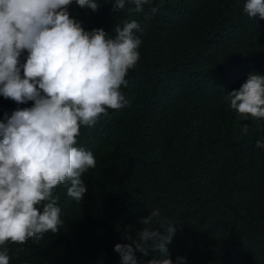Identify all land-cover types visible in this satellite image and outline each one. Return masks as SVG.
I'll use <instances>...</instances> for the list:
<instances>
[{"label": "trees", "instance_id": "1", "mask_svg": "<svg viewBox=\"0 0 264 264\" xmlns=\"http://www.w3.org/2000/svg\"><path fill=\"white\" fill-rule=\"evenodd\" d=\"M97 2L96 12L69 7L85 30L114 37L131 19L143 29L121 87L127 103L80 129L76 146L97 162L82 176V203L58 187L59 233L9 243L10 264H120L114 246L129 243L125 232L135 236L153 208L177 226L174 262L264 264V120L257 126L224 99L248 74L264 75V20L244 13L245 0H152L140 13L127 0L119 13L113 0ZM30 106L0 96V120ZM152 255L136 253L139 264Z\"/></svg>", "mask_w": 264, "mask_h": 264}, {"label": "clouds", "instance_id": "2", "mask_svg": "<svg viewBox=\"0 0 264 264\" xmlns=\"http://www.w3.org/2000/svg\"><path fill=\"white\" fill-rule=\"evenodd\" d=\"M136 13L152 0H127ZM98 11L97 0H0V96L30 107L4 113L0 120V264H10L8 244L39 243L46 233L58 234L61 208L55 190L63 186L69 198L82 203L88 189L82 176L95 169L92 151L77 147L82 127L94 126L109 110L127 101L121 87L140 60L137 20L117 24L112 37L103 28L85 30L69 12ZM126 0H113L119 13ZM155 15L158 7H151ZM243 11L264 20V0H245ZM241 117L256 125L264 120V75L250 73L238 90L224 98ZM241 132L249 133L245 124ZM264 149V141H257ZM141 227L129 243H117L120 264H139L136 253L152 255L145 264L174 262L168 245L177 226L153 208L139 217Z\"/></svg>", "mask_w": 264, "mask_h": 264}]
</instances>
